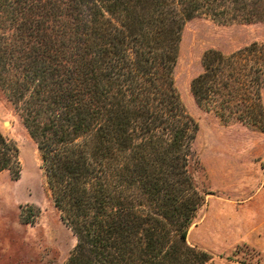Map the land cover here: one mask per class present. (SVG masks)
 I'll list each match as a JSON object with an SVG mask.
<instances>
[{"label": "trees", "instance_id": "trees-1", "mask_svg": "<svg viewBox=\"0 0 264 264\" xmlns=\"http://www.w3.org/2000/svg\"><path fill=\"white\" fill-rule=\"evenodd\" d=\"M263 23L264 0H0V86L23 112L76 238L66 264H212L186 244L205 194L174 81L185 24ZM264 43L209 50L198 105L264 132ZM17 161L0 148V173Z\"/></svg>", "mask_w": 264, "mask_h": 264}, {"label": "rangeland", "instance_id": "rangeland-1", "mask_svg": "<svg viewBox=\"0 0 264 264\" xmlns=\"http://www.w3.org/2000/svg\"><path fill=\"white\" fill-rule=\"evenodd\" d=\"M253 43H264L263 23L200 15L183 28L174 69L180 98L199 125L189 170L206 196L186 244L210 253L212 264H264V132L221 121L198 105L191 84L209 50L229 54ZM22 115L0 86V148L17 149L15 164L0 173V264H66L77 241L55 205Z\"/></svg>", "mask_w": 264, "mask_h": 264}]
</instances>
